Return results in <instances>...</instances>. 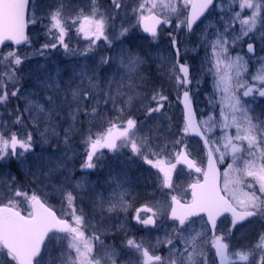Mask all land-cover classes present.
Returning a JSON list of instances; mask_svg holds the SVG:
<instances>
[{"label":"snow or ice","instance_id":"snow-or-ice-1","mask_svg":"<svg viewBox=\"0 0 264 264\" xmlns=\"http://www.w3.org/2000/svg\"><path fill=\"white\" fill-rule=\"evenodd\" d=\"M215 0H139L137 7L132 11L136 16V24L131 27H140L144 33L151 37L153 42L159 38L161 25L172 26V17L176 18L175 29L181 28L188 33L194 31V25L205 16L214 5ZM29 0H0V45L12 42L15 45L28 43L25 28L28 23L26 11ZM91 13L89 15H77L71 18L72 25H77L78 34H83L85 39L91 41L87 51L92 50L96 41L104 39L109 47L112 40L107 31L108 20L113 18L101 12L97 6V0H91ZM112 5L119 10L122 7L121 0H112ZM239 9L233 15V20H238L241 28L239 34L231 38L226 35L232 25L225 27L223 31L216 30L215 39L208 41V28H215L211 22L205 24L201 33L203 41H208L211 47V58L208 61V71L213 75V87L220 95L219 113L210 114L206 119L197 121L192 110V99L189 85L194 77L190 74V67L186 61L181 62V49L174 32H170V43L175 50V59L166 60L169 78L174 81L177 99L184 107V123L181 129L183 136L195 135L203 142L206 150V162L192 157L188 145L182 138L175 141L181 145L179 150L165 153L153 150L148 137L136 138L137 121L131 117L120 122V116L108 121L104 131L93 136L89 134L85 138L86 159L82 169H95L103 159L101 149L116 152L119 148H129L134 156L141 157L145 163L158 170L162 174V187L171 189L172 173L178 165H184L187 170L197 176L189 185L184 195H171L168 205V219L174 237L168 238L166 243L170 245V256L176 253L175 259H170L169 264H210L206 246L210 244L214 249V259L211 264H248L251 250L235 248L230 244L229 237L233 229L241 222L249 218L264 219V120L257 119L254 122L250 109L244 98L258 95L264 98V70L261 74L252 77L253 83L244 78L247 65L240 55L233 57L229 52L230 46H235L237 41L249 36L257 25L258 19L264 24V0H239ZM250 10V15L242 16L244 10ZM51 29H57L59 35L55 39L62 45L66 52L69 51L64 37L67 34L65 22L62 20L61 9H57L50 15ZM35 23V19L31 20ZM130 29L121 27L120 38L126 36ZM264 39V33L261 34ZM44 49L56 48V43H46ZM247 51L254 52L253 43L247 44ZM83 53V54H86ZM43 54V53H41ZM27 57H21L15 51H9L6 56L0 57V63L13 64L18 69ZM113 57L102 56L99 67L107 73L113 67ZM119 67L128 79V87H133V76L138 73L140 66L146 63V58L138 53L122 49L119 57ZM3 76L13 85L8 90V85L0 80V105H7L10 97H17L20 93L18 77L15 70L5 71ZM60 69L43 70V75L37 77V86L47 93L45 104L25 97L26 106L24 112L29 113L33 124L41 118L48 121L46 132L50 129L51 135H58L54 125V118L60 115L61 102L58 97L61 91L62 81L59 79ZM78 77L80 84L71 88V96L74 106L65 99L64 104L69 105V115L75 122L80 113L89 120L101 118L99 105L111 103L116 108L117 97L124 95V79L122 77L117 84L115 92L112 90V81L107 82V88L103 87L97 69L91 72L81 68L73 70V78ZM85 80L87 85L85 86ZM196 83H199L197 80ZM131 99V97H129ZM168 97L161 92H155L151 101L155 106H148L146 117L153 113H159L164 107L163 101ZM212 101L210 100V103ZM89 105L91 107L89 108ZM122 112L123 109H118ZM16 115L13 124L22 123L23 113L15 110ZM11 115V113H9ZM74 125L64 130V143L67 145ZM219 129V135L212 133ZM235 129V133L231 132ZM42 143H47V136L42 133ZM246 145V147H245ZM34 153L32 134L20 135L17 132H0V166L10 161L16 162L21 167L28 166L29 154ZM155 157V159L150 158ZM231 161L226 163V158ZM39 159V158H37ZM225 164L223 172L218 167ZM49 169L47 174L63 167V161L49 159L46 162ZM30 170V169H29ZM35 179V173H32ZM258 186V188H257ZM10 195L7 200H0V258L7 257V264H53L51 247L60 248L61 264H101L100 258L93 254L94 245L98 243L105 247L101 234L93 231L90 236L85 235L88 227H94L86 221L83 211H77L75 206L76 196L71 191L61 190V196L67 203L71 221L63 215H57L53 208L35 192L29 194L23 188L9 186ZM259 193V194H258ZM103 203V202H102ZM126 210V202L121 197L118 201L109 202L108 211ZM144 213V215H141ZM227 214V215H226ZM158 212L153 207L145 204L136 209L135 221L147 228L157 226ZM221 217L224 220H221ZM230 217V220H229ZM193 218H199L201 228L195 229L197 222ZM218 221L225 225L224 230L219 229ZM227 221V224H225ZM211 231V239L207 233ZM177 241L184 245L179 248ZM66 242V246H65ZM159 243V241H158ZM256 248L264 249V232L259 236ZM125 248L140 257V264H165V258L150 251L144 246L143 241H137L133 237H127ZM74 253V255H73ZM115 249L107 252L106 256L111 264H117ZM47 258V259H46ZM0 264L3 260L0 259ZM256 264H264V253H261Z\"/></svg>","mask_w":264,"mask_h":264},{"label":"rangeland","instance_id":"rangeland-1","mask_svg":"<svg viewBox=\"0 0 264 264\" xmlns=\"http://www.w3.org/2000/svg\"><path fill=\"white\" fill-rule=\"evenodd\" d=\"M138 3L139 0H121L122 7L117 10L112 5V0H97L100 11L113 17L108 20L107 31L112 44L109 47L104 39H100L95 42L91 51L86 52L91 41L85 39L83 34L77 33L78 23L75 26L72 25L71 18L80 14L89 15L92 8L91 0H31L28 14L29 32L41 34L39 28L44 27L41 45L28 47L23 51L10 48L5 50L2 57L6 56L9 51H15L21 57H27L18 69L13 64L0 63V80H3L8 85V90L11 91L13 85L7 81L3 73L15 70L20 88V93L14 97L17 100L14 98V100H9L4 109L3 105H0V132L7 133L11 131L12 125L16 126L12 122L15 117L9 115V110L15 112L18 108L23 116L22 123L17 125L18 129L15 132L20 135L30 132L34 143V153L29 154L27 167H21L14 161L0 166V200H7L10 195L9 186L23 188L25 191L31 188L32 191L29 190V194L35 192L53 208L57 215H63L65 219L71 221V216L68 215L70 209L62 199L61 190L73 192L76 196L77 211L82 210L86 221L94 226L86 228L85 235L90 236L93 231H97L104 241L105 247L95 243L93 251V254L100 258L101 264H111L106 253L111 252L113 248L118 253L117 264H140V257L125 248L127 237L143 241L144 246L148 247L150 251L165 258V264H169L170 259H175L177 254L173 253L170 256L169 248L171 246L166 243L168 238L174 237L170 227L173 222L167 219L168 205L171 202V195L183 196L188 185L197 176L194 172L190 173L184 165H178L172 173L173 187L171 189L164 188L162 187V174L145 163L141 157L134 156L129 148L124 147L119 148L116 152L101 149L103 159L99 165L95 169H82L81 166L86 159L85 138L89 134L95 136L104 131L108 126V121L118 115L120 122L131 117L137 121L136 138L139 140L148 137L153 150L163 149L165 153L170 154L174 149L179 150L181 145L176 144L175 141L182 138L183 142L188 145L192 157L198 161L203 159L206 162V154L201 142L189 135L183 136L181 132L184 121L177 92L174 88V81L169 78L167 62L161 58H172L174 61L175 50L171 46L169 36L170 32H174L181 49L180 60L187 62L190 74L194 77L189 88L198 121L206 119L210 114H216L218 117L220 95L215 92L213 75L208 71L210 67L208 61L211 58V47L208 41L215 39L216 30L223 31L228 25H232L226 33L230 38L239 34L241 28L239 21L233 20L234 13L240 11L239 0H217V4L210 14L192 34H188L183 28L177 31L175 29L177 21L173 16L172 26L163 25L158 40L153 42L141 34L139 27H131L136 24V16L132 9L137 7ZM57 9H61L62 20L68 29L64 37L65 43L69 47L68 52L55 39L59 35L58 30L52 28L51 32L49 31L52 25L50 15ZM241 15H250V10H244ZM33 18L35 23L31 22ZM208 22L214 24L215 28H208V41H203L201 33ZM121 27H128L130 31L126 36L116 38L119 36ZM262 33H264V24L258 19L256 28L249 33V36L243 37L237 41L235 46L229 47V52L233 57L240 55L244 58L247 65V71L244 73L245 79L253 71L250 61L253 53L247 51V44L253 43L256 50L264 51ZM46 43H56L57 47L44 49L42 46ZM122 49L138 53L146 58V63L140 66L138 73L132 78V88L127 86L129 81L125 77L124 71L119 67L118 61ZM85 52L86 54H83ZM102 56L114 58L113 67L107 73L99 67ZM81 68L87 69L89 72L96 68L100 81L104 82L103 87L107 88V82L112 81L113 92L121 78L125 77V86L122 89L124 95L117 97L116 108H113L111 103L107 105L101 103L99 105L100 119L89 120L83 113H80L74 122L69 115V105L64 104L63 101L67 99L74 106L75 102L70 89L80 84V79L75 77L70 83L69 78L73 75V70ZM52 69H60L59 79L62 81L61 88L64 89L58 97L61 102L60 115L54 118V125L58 133L56 136L51 135L50 129L45 131L48 125L47 120L41 118L33 124L29 113L23 111L26 106L25 97L45 104L47 93L38 88L37 77L43 75V70ZM197 80L199 83H196ZM84 83L86 86L87 80ZM155 92L163 93L168 97V100L162 102L164 107L159 113H153L151 117H146L147 107L155 106V102L151 101V96ZM244 99L254 122L257 119L264 120V103L255 96ZM90 107L91 105H89ZM118 109H123V111L119 112ZM73 125V131L66 145L64 130ZM231 132L234 134L235 129H231ZM42 133L47 136V143H42ZM212 135H219V129ZM150 158L155 159L151 156ZM49 159L63 161L64 166L47 174L49 169L46 162ZM230 161L231 157L229 156L226 158V163ZM10 165L23 174V179L28 181L30 188L24 184V181L18 180ZM225 166V164L219 165L221 172ZM33 172L36 176L35 179L32 175ZM121 197L126 202V210H120L118 207L116 211L109 212L107 210L109 202L118 201ZM145 204L158 212L156 227L145 228L133 218L136 209ZM195 220L197 222L194 227L199 230L201 228L199 218ZM218 225L219 229L223 231L225 225H221L220 222ZM262 232H264V223L259 219H254L247 226L233 229L232 235L228 238L230 244L235 248L252 251L248 264H256L261 253H264V249L255 247ZM207 238L211 239L210 230L207 233ZM177 245L181 249L184 247L179 241H177ZM50 247L51 255L55 258L53 264H61V249L55 245ZM206 251L211 264L214 259V249H211L209 244L206 246ZM0 259L3 260V264H7V257Z\"/></svg>","mask_w":264,"mask_h":264},{"label":"flooded vegetation","instance_id":"flooded-vegetation-1","mask_svg":"<svg viewBox=\"0 0 264 264\" xmlns=\"http://www.w3.org/2000/svg\"><path fill=\"white\" fill-rule=\"evenodd\" d=\"M216 4H217V0H215V5ZM250 61L252 62V65H253V71H252V73H250V76L249 77H246V80H248L249 83H253L254 81H253L252 77L261 74L262 70H264V51H259V50H256L254 48V52L251 55ZM259 66H260V71H259ZM255 97L258 98L262 103H264V99H262L258 95H255ZM257 188H258V186H257ZM254 219H259L260 222H263L264 223V219L253 217V218H250V220H248L244 224L235 227L234 229H238V228L247 226ZM229 220H230V217H229ZM12 264H15V262L14 263L12 262Z\"/></svg>","mask_w":264,"mask_h":264},{"label":"water","instance_id":"water-1","mask_svg":"<svg viewBox=\"0 0 264 264\" xmlns=\"http://www.w3.org/2000/svg\"><path fill=\"white\" fill-rule=\"evenodd\" d=\"M214 4H215V2H214ZM213 6H214V5H213ZM29 7H30V0H29V4H28L27 11H26V19H27V20H28ZM212 8H213V7H212ZM212 8H211V9H212ZM211 9H209V11H210ZM209 11H208L207 13H205V16L202 17L200 21L197 22V25H198L203 19L206 18V16L208 15ZM197 25H194V29L196 28ZM162 26H163V25L160 26V29L162 28ZM139 28H140V27H139ZM160 29H159V30H160ZM159 30H158V31H159ZM28 32H29V26H28V23H27L26 28H25V34H26L27 36H28ZM140 32L142 33V35H143L145 38H147V39H151V37H149L147 33H144V32L142 31L141 28H140ZM187 33H188V32H187ZM188 34H191V33H188ZM26 44H27V43H21L20 45H15V44L12 43V42H5L4 45H0V55H1V53L3 52V50H4L5 48H7V47H12V48H14V49H20V48L24 47ZM262 99H264V98H262ZM181 101H182V95L180 96L179 104H180V107H181V110H182V113H183V120H184V107H183V103H182ZM192 110H193V112H194L195 115H196V112H195V109H194V105H193V103H192ZM196 119H197V117H196ZM190 137H192V138H197L198 140H200V138L197 137V136H195V135H190ZM200 142L203 144V142H202L201 140H200ZM205 151H206V150H205ZM226 215H227V214H226ZM222 218H223V217H221V219H222ZM193 219H197V218H193ZM249 219H250V218H249ZM249 219H248V220H249ZM168 220L171 221L170 219H168ZM248 220H245V221L241 222L240 224H237V226L244 224V223L247 222ZM218 223H219V221H218ZM209 229H210V226H209ZM210 232H211V231H210Z\"/></svg>","mask_w":264,"mask_h":264},{"label":"trees","instance_id":"trees-1","mask_svg":"<svg viewBox=\"0 0 264 264\" xmlns=\"http://www.w3.org/2000/svg\"><path fill=\"white\" fill-rule=\"evenodd\" d=\"M44 29V27L43 26H41L40 28H39V30H40V33L41 34H38V32H33L32 30V32L29 34V40H28V44L24 47V48H22V49H20V50H18V51H23V50H25V49H27L28 47H35V46H40L41 45V43L40 42H42V30ZM11 49V48H10ZM13 50V49H12ZM5 52V51H4ZM3 52V53H4ZM3 53H2V55H3ZM2 57V56H1ZM14 97H10L9 98V100H14L13 99ZM15 100H17V98L15 99ZM4 106H5V108L7 107V105H3V109H4ZM7 110H8V108H7ZM9 113H11V115H12V117H15V115H16V113L14 112V110H9ZM17 125L18 124H16V126H13L12 125V128H11V132H15V131H17ZM10 168L13 170V172H14V174L18 177V180H20V181H24V184H27V186H29L30 184H28V181L27 180H24L23 179V174L20 172V171H18L17 169H15L13 166H11L10 165ZM29 188H30V186H29ZM30 190V192L32 191V189L30 188V189H28V191ZM27 191V190H26ZM27 191V192H28Z\"/></svg>","mask_w":264,"mask_h":264}]
</instances>
